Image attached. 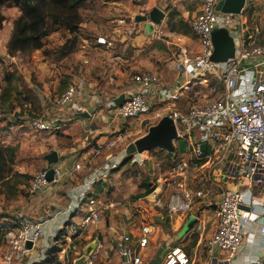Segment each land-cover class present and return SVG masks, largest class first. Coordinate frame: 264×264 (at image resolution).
<instances>
[{
	"label": "built area",
	"instance_id": "built-area-1",
	"mask_svg": "<svg viewBox=\"0 0 264 264\" xmlns=\"http://www.w3.org/2000/svg\"><path fill=\"white\" fill-rule=\"evenodd\" d=\"M190 1L198 5L197 16L190 22L189 28L199 48L196 53H190L186 47L178 46L174 58L175 70L180 77L188 79L184 91L192 84L207 87L209 78H213L222 84L223 93L204 104H195L183 110L172 105L167 110L165 116L173 121L176 129L174 147L178 143L183 144L184 151L179 154L171 153V170L164 178H154L158 187L152 188L149 195L154 208L165 209L171 215L182 213L190 216L195 207L205 205L204 200L208 196L205 186L219 189L217 224L209 241L208 251L225 254L227 261L232 262L242 245L244 227L251 222L257 223L263 217L258 212V202L253 190L264 187V43L257 39V27L249 32L248 22L236 21L235 15L220 14L216 10L218 0ZM249 1L251 0H246ZM217 28L227 29L235 43L234 58L224 63L211 61L214 50L212 33ZM160 35L159 29L152 31L154 38ZM97 44L109 46L103 38H98ZM132 81L137 89L123 95L121 106H117L114 101L109 103L111 119L129 122L151 114L154 108L149 97L152 86L159 85L153 96L159 104L179 100L178 93H171L170 89L161 85L162 80L157 74L138 73L132 76ZM80 88L77 84L70 85L62 94L55 96L50 102L51 110L60 111L66 106H70L72 111L78 109L74 106V100L82 97ZM154 118L163 117L156 113ZM27 124L40 132H48L55 127L46 111L29 118ZM121 137L117 136L115 140H106L104 143L89 144V156L94 160L103 154L104 149L118 148ZM203 145L205 150L202 149ZM125 156L126 153L123 152L117 157H108L102 166L89 173L81 186L72 191V203L63 212L66 221L86 202L89 205V216L85 224L98 221L97 204L88 199V193L110 172L122 165ZM136 157L137 154L133 156L132 164L141 163ZM81 170L82 164L77 163L74 172ZM193 172H197L199 177L196 185L190 186L188 181H192L190 174ZM60 176L61 171L57 167L38 171L30 181L29 194L55 184ZM162 195H165L164 201L161 200ZM13 220L15 228L4 238L1 263L42 262L47 250L53 246L39 248L43 222L22 215L13 217ZM197 229H200L199 225ZM260 230L264 233V225ZM73 231L75 234L76 230ZM149 233L148 226H141L135 241L125 234L115 242V249L123 264H142L139 254L148 244ZM27 243L31 244L30 249L26 247ZM98 255L97 245L89 248L82 254L81 264H96ZM189 263L187 254L179 245L170 248L164 259V264ZM247 264H264V259L256 258Z\"/></svg>",
	"mask_w": 264,
	"mask_h": 264
},
{
	"label": "crops",
	"instance_id": "crops-1",
	"mask_svg": "<svg viewBox=\"0 0 264 264\" xmlns=\"http://www.w3.org/2000/svg\"><path fill=\"white\" fill-rule=\"evenodd\" d=\"M144 2L145 5L138 6L136 10L147 11L146 14L141 12L130 16L134 19V26L124 19L125 16L122 18L123 16L120 15L121 12L123 13V8L128 14L135 12L130 10L127 2L126 4L125 2L118 3L116 0L103 2V4H113L114 7L120 9H113L115 10V16H120L116 21L117 24L113 26L115 28H113V33H117V38L97 35L96 40L103 38L109 43V46L97 44L96 41L91 47L94 53L93 61L76 51L69 55L70 57L67 56L60 61L62 68L59 66L55 69L53 67L48 68H53L50 75L54 77L60 76V70L67 73L68 87L70 83L75 82L80 85L82 97H77L74 100V106H77L78 109L72 111L70 106H66L60 111L46 110L55 125L48 132L33 130L28 126L27 120L11 125L12 128H7L11 131H22L25 128L34 131L29 140L22 139L21 134H18V141L20 142L11 143V141H8L10 140L8 139V136H10L8 130L6 129L2 133L0 137L1 147H15L17 152L24 147L34 151L32 154V160L35 163L34 170H50L52 167H57L61 171L58 182L30 194L24 201H21L20 197V202L13 208V211L43 222V236L39 242V248L52 244L58 245L60 251L57 254V263L54 264H76L85 251L94 248L96 245L99 248L96 264H123L122 258L115 249V242L125 234L135 241L139 236L141 226H148L150 232L148 234V244L139 254L142 264H164L166 253L176 245L184 249L190 260L189 264H247L256 258L264 259V233L260 230V227L264 225V187L253 190L258 202V212L262 213L263 217L257 223L251 222L244 227L242 245L232 262L227 261L225 254L219 252L209 253L208 251L209 241L216 229V204L219 202L220 194L213 198L214 203H211V205L195 207L190 216L160 212L159 209L154 208L152 197L149 194L138 198L133 205L121 204L120 207V203H116L114 200L109 201V198L114 194H108L104 187L109 173L104 180L97 183L88 193V199L94 200L97 204L98 221L85 224L89 216L87 202L81 204L66 221L63 212L72 203V191L85 182L89 173L95 169H93V166L102 160L101 157L91 159L89 144L104 143L109 133H116L117 136L122 137L124 135L126 138L129 135V129H132L133 122L140 121L138 119L122 122L111 119V110L108 107L111 101L115 102L122 95L137 89V85L132 81L133 75L143 72L157 74L162 80V86L170 89L171 93L179 94L178 101L159 104L157 98H153L159 85L152 86L149 97L154 105L153 111L160 108L167 111L177 102L180 104V110L187 109L184 106L187 101L185 100L183 88L188 79L179 76L174 67V58L178 46L186 47L190 53L198 51L199 45L189 28L190 22L197 16L198 5L190 0H145ZM254 2L255 0L246 2L242 14L235 16V20L249 22V18L255 17L257 14V7L255 6L264 7V0H256V3L253 4ZM154 8L164 12L165 16L159 25H153L149 31L150 21L144 18ZM263 13L264 9L260 16H264ZM2 15L5 17L3 28L7 18L4 13ZM140 16L142 18L139 19ZM14 20H11L10 34ZM168 24L171 25L168 26ZM172 25H175L173 29L170 28ZM156 29L161 31V35L154 38L152 31ZM9 38L10 36L4 46L0 48L2 49L0 51V67L4 61L1 57L10 58L9 63L4 62L5 66L20 60L16 57L19 54L13 57L7 55ZM36 52L38 53V51ZM68 62L69 65H67ZM74 68L78 69L80 75L76 73L69 74L68 70ZM1 81H4V76L0 79ZM79 114H86L89 117L83 118ZM2 118L4 120L8 119L3 116ZM9 122L14 123L8 119L7 123ZM3 123H6V121ZM52 131L59 132L58 135L62 136L58 139L56 137L61 151L56 152L58 156L56 163L49 165L45 159L49 152L45 154L44 145L45 142L49 145V143L55 141L54 135L48 136V134H52ZM67 143H70V145H67ZM19 147L20 149H18ZM109 152L110 149H104L103 151L102 155L106 156L105 162L112 155ZM144 153L137 154L138 158L140 159ZM146 157L148 160L149 157ZM23 160L21 158V163ZM104 161L102 164L105 163ZM82 162V170L74 172V166ZM87 163H89L88 166ZM22 168H24V165H19L16 162L15 169ZM164 197L165 195H162L161 200L164 201ZM101 212L107 213L104 220L100 214ZM6 217L8 220L13 219L10 215ZM198 225L200 226L199 230L197 229ZM72 230H76L75 234L71 232ZM62 231L63 234L60 237ZM58 238L61 240L65 238L67 241L65 248H74L71 250L72 252L69 253L62 249Z\"/></svg>",
	"mask_w": 264,
	"mask_h": 264
},
{
	"label": "rangeland",
	"instance_id": "rangeland-1",
	"mask_svg": "<svg viewBox=\"0 0 264 264\" xmlns=\"http://www.w3.org/2000/svg\"><path fill=\"white\" fill-rule=\"evenodd\" d=\"M100 1L102 2L100 3ZM100 1L90 0V5L81 10L82 24L77 34L70 35L62 30L56 31L52 33L47 39H45V44L42 51H38V53L33 52L29 56H22L21 54H17L18 56H15L18 60H20L15 61L11 65L8 64L5 66L4 63H9L10 58L1 57L2 59H4V61L2 62V66L0 67V79L3 78V76L4 78H6V76H12L13 78V89L10 101L6 105H2V103H0V118L4 120L2 118L3 116L14 122L7 123L8 119L4 120L6 121V123H3L2 125L5 126L6 129L8 127H11V125L13 124L16 125V123L23 122L25 120H28L29 118L37 117L43 111H51L52 108L50 106V102L52 101V99L56 95H60V93L64 91L60 90L61 88L64 87L66 89V87H68L69 83L68 78L66 77L68 76L66 75L67 73H64L62 70L59 69L60 76L54 77L53 75H50V72L53 70V68L55 69L58 66L62 68V64H60V61L63 58L59 59V48L63 46L67 40H69L70 38H75L77 40V45L74 52L78 51L77 53H82L85 55V57H88L87 59L93 61L94 53L91 47L97 41V35L108 36L110 38H117V33H113V30L115 29L113 26L117 24L116 21L119 19L120 16H115V10L113 9L119 8L114 7L113 4H103V2H107L108 0ZM116 1L118 3L125 2V4L127 2L130 10L135 11L132 14H128L122 7L123 13L121 12L120 14L121 16H123L122 18H124L125 16L127 19H124L128 23L130 22L132 26H134V19H132L130 16H134V14H139L141 12H143V14H146L147 12L136 10L138 6L145 5V0ZM255 3L256 0L253 4ZM255 7H257V14L253 18H249L248 30L249 32H253V30L257 27L259 30V38L257 37V39L260 43H264V16H260L264 7L260 8V5H256ZM2 13L5 14L7 19L3 28L0 29V48L4 46L6 40L10 36L11 20L16 19L19 16V9L15 6H9L3 8ZM140 18L142 17L140 16L139 19ZM1 50L2 49H0V51ZM68 61L71 62L70 59H68ZM69 62L67 63V65L70 64ZM71 65L73 66V64ZM49 67L53 68L48 69ZM68 71L69 74H79L78 69L76 68ZM74 84H76V82L73 84L70 83V85ZM0 87L2 93V90H4L6 87L5 81L0 82ZM222 93V84L214 80L213 78H209L207 87L195 86L192 84L189 89L185 91V98L189 95H191V98L189 101H187L184 106H186L185 108H188L195 104H204L210 102L220 97ZM1 106H3V108ZM10 106L14 107V111H12L11 114L1 113L2 110L7 111ZM174 106L176 109H180L179 102H177ZM156 113H160L161 116L164 117L165 114L168 113V111H164V108L155 109L151 114L144 116L142 119H140L139 122H133L135 125L133 124L132 129H129V135L126 136V138L123 135V137H121L122 141L118 144V148L110 149L109 154H112L111 156L113 157H117L123 152L125 154L126 149L129 145H132L135 141L145 136L148 129L159 122L161 118H154V115ZM7 132L10 133V136H8V139L10 140L8 141H11V143L20 142L18 141V134H21L22 139L25 138L28 140L31 138L32 134H34V131H31L30 129L26 128L22 129V131L8 130ZM51 133L52 134H48V136L54 135L55 141L53 143H49V145H47L48 143L45 142V154L48 152L49 154H51L52 152H59L60 150V144L58 143L57 139L62 138V136H60V134L58 135L59 132L52 131ZM117 135L118 134L116 133H109L106 140H115L117 138ZM67 145H70V143H67ZM18 149H20V147ZM33 153V150L26 147H24L22 150H18L16 162L19 165H24V168L17 170L14 166V188L0 187V215H4L5 217L7 215H10V217L21 215V213L13 211V208L17 206L20 202V197L22 199L21 201H24L30 196L28 192L30 181L39 170L33 169L35 165L32 160ZM145 156H148L149 159L147 160V157ZM100 157L102 158V160L98 161V163L93 166V169L103 165L102 163L106 156L104 157L103 155H101ZM21 158L24 159L22 163ZM131 160H129L127 164L120 165L116 170L110 172L109 177L107 179V183L104 186L108 194H114L112 195V197L109 198V201L114 200V202L120 203L119 206L121 204L126 206L133 205L138 199L136 198V196L140 194V186L142 184H148L149 187L153 189L157 188L158 184L155 182L154 178H164L168 175L167 173L171 170L172 167L171 160H169L165 154H160V151L158 149L152 150L148 153H144L139 159L141 162L140 164H132ZM80 164H83V162ZM157 165H159V167H157ZM194 176L196 177L195 179L193 178ZM190 177L192 178V181H188V184L190 186L196 185L199 174H197V172H193L190 174ZM204 189H206V192L208 193L207 198L204 200L205 206H207L209 203H214L213 198L216 195L220 194V190L215 187L210 188L208 186H205ZM159 210L162 213H167L165 209ZM100 214L103 220L107 217L106 212H101ZM179 215L185 216L182 213H179ZM71 232L74 233L73 230ZM62 234L63 231L60 232V237ZM64 239H60L59 245L62 249H65L66 252H70L69 248H65L67 241L66 239ZM3 241L0 240V257L4 248ZM0 264H2L1 260Z\"/></svg>",
	"mask_w": 264,
	"mask_h": 264
},
{
	"label": "trees",
	"instance_id": "trees-1",
	"mask_svg": "<svg viewBox=\"0 0 264 264\" xmlns=\"http://www.w3.org/2000/svg\"><path fill=\"white\" fill-rule=\"evenodd\" d=\"M90 5V0H0V29H2L5 17L2 15V9L15 6L19 9V16L14 20L13 28L7 44V55L13 57L17 54L29 56L33 52L42 51L45 39L52 33L62 30L70 35L77 34L82 24L81 10ZM171 24H168V26ZM175 25L170 26L173 29ZM77 45L75 38H70L59 48V59L71 55ZM6 87L0 95V103L6 105L11 99L12 93V76L4 78ZM61 88L60 90H64ZM63 92V91H62ZM62 92L60 94H62ZM191 95L185 98L189 101ZM3 108V106H1ZM1 108V109H2ZM14 107L10 106L7 111L2 110L1 113L11 114ZM2 115V114H1ZM4 120L0 118V137L6 130L2 126ZM160 154H165L171 160L172 154L159 150ZM184 151L183 144L178 143L174 149L175 154ZM15 147H1L0 145V187L14 188L13 181L14 166L16 163ZM128 162V161H127ZM122 163V165L127 164ZM141 193L136 198L148 195L152 188L148 184L140 186ZM14 220H8L4 215H0V240L3 241L5 236L11 232L15 225ZM60 239V238H58ZM74 249L69 248L70 252ZM60 248L58 245L51 246L46 252V258L38 264H54L57 263ZM69 252V253H70ZM81 256V254H79Z\"/></svg>",
	"mask_w": 264,
	"mask_h": 264
},
{
	"label": "water",
	"instance_id": "water-1",
	"mask_svg": "<svg viewBox=\"0 0 264 264\" xmlns=\"http://www.w3.org/2000/svg\"><path fill=\"white\" fill-rule=\"evenodd\" d=\"M246 0H218L216 10L220 14L224 15H240L245 6ZM164 12L154 8L144 18L149 20L148 30L152 29L153 25H159L164 18ZM213 54L211 61L214 63H224L229 59L234 58L235 55V43L229 32L225 28H217L212 33ZM124 100L122 95L115 101L117 106H121ZM80 117L88 118L86 114H79ZM176 139V129L173 121L165 116L159 120V122L150 127L145 136L135 141L132 145H129L126 150V156L122 163H125L133 158L135 154H142L144 152H150L152 150H162L167 153L174 152L173 141ZM205 150V146H202ZM49 165L56 163L58 156L56 152H52L45 157ZM49 179H51V171L48 173ZM26 247L31 248V244L27 243ZM82 258H80L76 264H81Z\"/></svg>",
	"mask_w": 264,
	"mask_h": 264
},
{
	"label": "bare ground",
	"instance_id": "bare-ground-1",
	"mask_svg": "<svg viewBox=\"0 0 264 264\" xmlns=\"http://www.w3.org/2000/svg\"><path fill=\"white\" fill-rule=\"evenodd\" d=\"M140 156V155H139ZM146 157V156H145ZM136 158H138V155H137V157ZM139 159V158H138Z\"/></svg>",
	"mask_w": 264,
	"mask_h": 264
}]
</instances>
